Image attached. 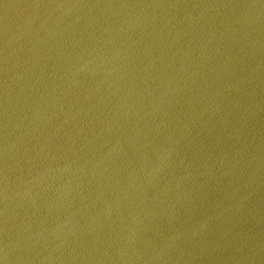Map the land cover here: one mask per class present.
<instances>
[{
	"label": "water",
	"instance_id": "water-1",
	"mask_svg": "<svg viewBox=\"0 0 264 264\" xmlns=\"http://www.w3.org/2000/svg\"><path fill=\"white\" fill-rule=\"evenodd\" d=\"M0 264H264V0H0Z\"/></svg>",
	"mask_w": 264,
	"mask_h": 264
}]
</instances>
